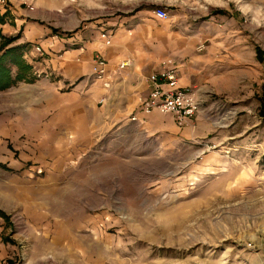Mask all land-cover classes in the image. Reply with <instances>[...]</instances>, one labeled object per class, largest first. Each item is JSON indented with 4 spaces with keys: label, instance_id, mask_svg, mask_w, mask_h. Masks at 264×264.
<instances>
[{
    "label": "rangeland",
    "instance_id": "rangeland-1",
    "mask_svg": "<svg viewBox=\"0 0 264 264\" xmlns=\"http://www.w3.org/2000/svg\"><path fill=\"white\" fill-rule=\"evenodd\" d=\"M158 8L170 14L161 31L183 19V33L226 37L218 44L223 91L204 101L188 88L198 109L180 126L196 118L192 128L139 123L120 105L123 95L108 96L93 67L87 85L78 82L81 106L52 95L50 116L40 120L43 92L32 83L45 76L38 68L49 52L59 55L52 42L79 32L103 42L107 21ZM18 19L35 42L18 45ZM1 57L14 80L13 60L28 66L0 91V226L18 264H264V0H0ZM31 100L38 117L24 125L31 134L47 131L51 146L26 147L35 157L19 170L7 161L22 162L18 142L26 138L16 137L12 120L33 114ZM36 176L49 178L30 180Z\"/></svg>",
    "mask_w": 264,
    "mask_h": 264
},
{
    "label": "crops",
    "instance_id": "crops-1",
    "mask_svg": "<svg viewBox=\"0 0 264 264\" xmlns=\"http://www.w3.org/2000/svg\"><path fill=\"white\" fill-rule=\"evenodd\" d=\"M19 21L21 22L18 24V29L23 28V32L18 40V45L27 46V44L35 42L37 35L33 33L31 35L29 24L24 19H18ZM163 21L155 15V12L147 13L137 20L130 18L119 20L114 17L111 21H107L105 29H101V37L103 32L109 34L110 44H107L103 37V42H101L97 35L85 40L86 38L83 39L80 32L77 33L76 38L71 37L52 42L53 51H57L59 55L49 52V60L41 63V69L38 68L41 72H45V76L38 79L34 83L35 85L32 83L33 86L42 90V100L40 101L42 105L45 102V105H43L45 116L39 114L41 117L39 119L43 121L45 117L50 116V99L52 95L57 98L60 93H64V97H68L69 101L72 100L70 98H74L75 106L77 104L81 106L82 96L77 94V90L82 88L83 83L78 84V82L84 79V84L87 85V80L92 75L93 60L100 54L106 59L107 63L106 75L100 81L108 94L110 93L108 96L116 94L117 97H120L123 95V98H117L118 101L121 103L123 100V104L127 106L129 113H136L139 123H145L146 127H151V130L156 131L170 130L171 132H178L179 130L185 131L192 128V122L196 118L190 124L180 126L184 124H179L173 115H164L157 110L150 114L143 111V102L149 95L147 78L152 74L162 75L169 69L174 68L178 73L179 84L183 88H190L205 101L203 97L206 96L207 98L208 94L223 91L220 89V77L222 75L225 79L227 72L220 71L219 51L222 48L218 44L226 42V37L217 34H203L201 29H198L195 33H183L181 29L183 19L178 20V27L175 26L176 29L174 28L171 32H164L158 26ZM185 26L192 25L187 23ZM47 35H49V31ZM50 38L48 39L50 40ZM83 40L85 41L83 42ZM206 41H209V44L201 50L200 45ZM234 49L236 50V48ZM51 55L54 59L50 58ZM223 56L221 58L225 59ZM64 88L67 90L64 91ZM68 98L65 99L64 103H67ZM35 104V100L28 103V113L33 112V114L28 116L26 121L24 119L20 120V118H17L16 121L12 120L20 127L17 132H14L16 137L21 138L24 136L26 138L22 142H18V149L22 152L23 149L26 151L25 156L20 157L22 162H19V159L16 160L17 164L12 162L15 159L14 156L7 161L19 170H24L25 162H31L33 161L32 157H35V153H32L31 149L28 150L26 147L31 148L42 144L48 150L51 146L47 131L43 130L40 134H31L28 126L24 125V122H34L38 117L34 108L36 107ZM120 105L122 106V103ZM114 119V117L99 118L95 116L92 122L94 120L103 123L115 122ZM64 138H66V132ZM58 149L64 154L67 152L66 140L63 138L58 142ZM11 154L13 153L11 152ZM39 167L49 173L52 170L49 162H42ZM46 176L44 178L36 176L30 178V180L45 182L49 178H46ZM6 234L0 226V264H18L15 257L18 255V249L7 240H4Z\"/></svg>",
    "mask_w": 264,
    "mask_h": 264
},
{
    "label": "built area",
    "instance_id": "built-area-1",
    "mask_svg": "<svg viewBox=\"0 0 264 264\" xmlns=\"http://www.w3.org/2000/svg\"><path fill=\"white\" fill-rule=\"evenodd\" d=\"M155 15L167 20L170 16L168 10L158 8ZM102 37L107 44L111 43V39L107 32L102 33ZM201 50L205 48L202 44ZM106 59L98 55L93 65V73L97 80H101L106 75ZM149 95L143 102V111L146 114L158 110L165 114L173 115L180 124L188 123L196 114L198 104L194 95L188 88H183L179 84L178 73L176 69H169L162 75L152 74L148 78Z\"/></svg>",
    "mask_w": 264,
    "mask_h": 264
},
{
    "label": "trees",
    "instance_id": "trees-1",
    "mask_svg": "<svg viewBox=\"0 0 264 264\" xmlns=\"http://www.w3.org/2000/svg\"><path fill=\"white\" fill-rule=\"evenodd\" d=\"M8 54V52H7ZM4 58H0V91L11 87L15 84L16 80H21L23 78V74L21 70H28V66L25 64L21 58H16L13 60V64L18 67V74L16 75V80H14L11 69L4 63ZM264 116V112L262 114Z\"/></svg>",
    "mask_w": 264,
    "mask_h": 264
}]
</instances>
